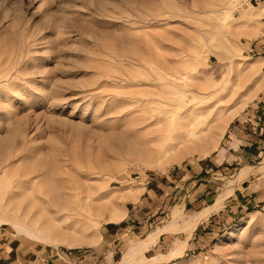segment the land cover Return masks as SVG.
I'll return each mask as SVG.
<instances>
[{
	"label": "rangeland",
	"instance_id": "obj_1",
	"mask_svg": "<svg viewBox=\"0 0 264 264\" xmlns=\"http://www.w3.org/2000/svg\"><path fill=\"white\" fill-rule=\"evenodd\" d=\"M263 35L264 0H0V219L54 240L1 221L0 264H124L154 229L133 264H264V151L209 163L264 90ZM161 94L204 130L159 157Z\"/></svg>",
	"mask_w": 264,
	"mask_h": 264
},
{
	"label": "bare ground",
	"instance_id": "obj_2",
	"mask_svg": "<svg viewBox=\"0 0 264 264\" xmlns=\"http://www.w3.org/2000/svg\"><path fill=\"white\" fill-rule=\"evenodd\" d=\"M233 9H236V8L233 7ZM248 10H251V9L248 8ZM248 10H246V12ZM230 14H231L230 11H228L227 18H228V16ZM247 15L249 17H254V16H256V12L248 11ZM259 31H262V28L261 27H255L254 32L259 34L260 33ZM251 74L252 73H250L248 76H251ZM175 77H178L180 79L184 78L181 75H178V76H175ZM161 95L162 96L160 98H150V99H148L149 103L156 105L154 107L155 111H153L152 113L150 112L151 113V117L153 118L152 119V123H155V124L163 123L162 129L168 131L167 135H159L156 138V139L161 140L162 142H165V147H163L162 151H160L159 157H161V155L165 154L171 148L169 146V144L167 143V140L169 138L173 137L172 136V131H175V129H176V132L178 133L177 137H175V138H177V143L175 145H179V146L180 145L188 146V144L190 142L196 141V139H198L200 131L204 130V128L196 129L195 126L199 122H197L196 120L194 121L193 119L190 118L191 114H193V113H195V117L196 118H199L200 116H203L204 115V108L203 107H198V109L196 111L192 110L190 107H189V109H185V108L183 109L182 108V104H181V100L179 98L178 99H176V98L168 99V98H165V95H163V94H161ZM171 107H172V109H171ZM171 110L173 111L172 112L173 114L171 116H169L168 112L171 111ZM177 115L180 116V121L175 120ZM218 116H220V115L218 114ZM169 117H171V118H169ZM215 145L216 144H214L212 147L206 149V152L210 151ZM166 146H168V147H166ZM138 191L139 190L131 191V193L129 194V197L130 198H136L138 196ZM74 196H75V193H74ZM91 198H94V197H92L91 194H87V195L81 197L79 201H80L81 204L85 205L86 207H89L90 206V202L89 201H90ZM1 221H6V222H9V223L13 224L14 227L17 228V230H19L21 232H24L27 235L33 236V237L41 239L43 241H48L49 243H50V241H54L49 235H47L44 231L40 230L33 223L26 222V221H19V220L15 219V218H10V217L1 218L0 222ZM158 234H159V230L156 231V232H151L146 238L141 239V240L137 241L136 243H134L128 249L127 253L124 256V261H125L124 264H133V263H135V259L136 258L135 259H130L129 257H131L132 255H134L136 253L138 254V252L143 247L148 246L150 243H153L155 241V239L158 237Z\"/></svg>",
	"mask_w": 264,
	"mask_h": 264
},
{
	"label": "crops",
	"instance_id": "obj_3",
	"mask_svg": "<svg viewBox=\"0 0 264 264\" xmlns=\"http://www.w3.org/2000/svg\"><path fill=\"white\" fill-rule=\"evenodd\" d=\"M245 50L264 52V35L261 36V38L256 37L248 42ZM255 103L256 104L253 106L252 111H247L246 114L237 115L236 117L234 116L235 118L233 117L234 119H231L229 128V131H231L229 134L230 139L227 143H225V146H222L221 148H218L217 145V147L213 150L214 156L209 159V163L218 161L217 165L223 168V163L225 162L230 164L235 161L237 164H243L244 162H251L254 160V157L261 155L264 151V90ZM205 163V165H207V162ZM157 177L153 178L155 180L150 181L151 185H147L146 190L149 194L141 200L142 205L151 204V195L153 194V197H156V193H158L161 187L164 186L166 189L164 183L158 180ZM154 199L155 198H153V200ZM155 230L157 229L150 230L146 234V237ZM165 231L162 232L160 229L154 244L152 243L150 245H156L157 242L161 240ZM146 247L147 246L142 249Z\"/></svg>",
	"mask_w": 264,
	"mask_h": 264
}]
</instances>
